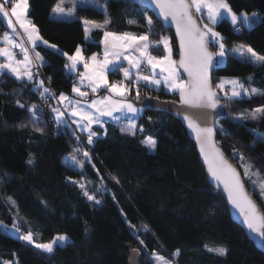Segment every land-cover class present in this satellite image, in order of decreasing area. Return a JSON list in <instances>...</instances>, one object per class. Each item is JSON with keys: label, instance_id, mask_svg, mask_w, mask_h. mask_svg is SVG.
<instances>
[{"label": "trees", "instance_id": "16d2710c", "mask_svg": "<svg viewBox=\"0 0 264 264\" xmlns=\"http://www.w3.org/2000/svg\"><path fill=\"white\" fill-rule=\"evenodd\" d=\"M103 1L111 19L110 30L146 32V14L153 20V40L168 34L175 43L172 32L148 10L143 8L141 13L142 7L132 0ZM57 2L29 0V18L49 44L58 46V50L45 44L36 47L45 59L43 70L52 78L53 89L56 94L71 93L77 81L68 78L64 67L67 58L62 53L71 55L77 46H83L87 55L99 52L101 32H95L94 42H88L83 21L103 22L106 14L93 6H78L75 18L55 19L51 13ZM227 2L236 13L257 17L253 28L241 21L240 31L228 18L214 26L223 36L227 50L223 63L215 67L214 84L222 76L244 79L251 76L252 87L264 90V67L248 63L232 51L240 44L253 45V31L262 34L264 42V16L250 0ZM129 19L138 23L129 24ZM211 47L215 51L216 47ZM152 50L163 54L161 47ZM174 54L177 57L176 44ZM111 77L115 79L113 74ZM138 87L139 100L149 96L179 99L178 94L164 89H152L145 84ZM22 88L25 86L10 74L0 77V221L9 226L7 232L0 228V259L11 260L15 253L20 264H129L130 250L139 248L143 253L141 264H154L149 255L152 252L173 259L175 264H264V253L232 220L223 195L209 183L180 117L147 106L135 135L121 131L125 125L107 122L106 129L96 128L99 136L93 137V143L88 145L87 134L77 132L92 157L90 163L85 161L80 168L65 162L73 148L79 147V140L69 128L57 127L44 103L43 122L33 124L30 113L18 107L15 100L20 99L26 105L41 100L30 91L31 85L20 93L18 90ZM128 99H136L134 90ZM235 105L238 111L250 112L264 106V96H244L235 100ZM229 113L232 112L222 108L221 116L229 119L223 126L227 134L217 131L218 144L242 173L241 161L233 156V149L243 153L245 162L252 163L264 178V143L257 141L258 135H264V119L240 122ZM21 124L26 126L20 127ZM140 125L143 132L138 130ZM37 127L44 132L36 131ZM147 137L155 139L154 151L143 143ZM68 177L84 182L87 191L94 193L101 203L88 200L84 190ZM245 182L261 204L258 189L254 191L246 178ZM8 196L16 201L18 217L23 218L22 231L31 228L37 242H47L65 233L71 242L57 246L49 254L17 239V234L11 231L17 212L9 211L4 202ZM261 205L264 209V204ZM144 226L150 230L144 231ZM137 235L146 248L139 244ZM217 247H227L228 255L218 257L207 251ZM177 249L180 254L173 258Z\"/></svg>", "mask_w": 264, "mask_h": 264}, {"label": "snow or ice", "instance_id": "6c2138e0", "mask_svg": "<svg viewBox=\"0 0 264 264\" xmlns=\"http://www.w3.org/2000/svg\"><path fill=\"white\" fill-rule=\"evenodd\" d=\"M72 2L75 6L76 0H72ZM83 2L85 6H88L89 0H83ZM64 3L65 0H58L52 12L59 16L72 15L71 11H66ZM141 3L150 8L158 9L164 21H171L175 24L176 36L179 38L180 59L178 61L172 57L173 49L170 37L161 36L159 40L155 41L150 39L153 31L151 16L144 15L148 27L146 32L137 34L108 31L111 19L107 17V4H104L99 5L106 14L103 22L83 21L85 39L89 42H94L91 41L90 36L93 29L103 31V40L100 42L104 48L102 59L98 58V53L85 56L82 46H77L71 55L67 52H63L62 55L68 61L64 67L70 74H75L78 77L79 85L83 86L87 81L86 86L93 94L100 89H106L110 95L85 103L83 98H86L89 93L82 91L81 87L74 83L72 92L77 94L80 99H74L63 92L56 96L55 92L45 85V80L40 78L39 75V69L45 63L44 58L39 52H34V55L30 56L29 48L24 45L23 40L21 39L18 42L17 38L7 31L0 36V42L5 45L0 47V58H3L0 60V77L10 74L16 81L21 82L25 88L18 90L20 93L28 85H31L30 91L37 93L44 103H47L49 99L54 100L55 106L48 105V107L57 127L69 128L77 140L80 139L77 132H86V143L88 145H91L93 137L97 136L92 126L103 124L101 117L109 116L115 121H121V115L115 113L132 114L131 117L127 118L121 131H127L135 135L137 131L136 118L143 109L128 101L127 97L134 90L136 99L139 100L140 89L138 85L141 81L144 82L145 86L159 87L163 84L168 90L177 91L180 104L184 107L176 114L183 116V119L188 123V127L195 133L196 140L200 144V152L208 166V172L212 180L216 182L217 187L220 186L221 182L223 183V189L228 194V200L243 216L244 223L255 237L258 246L264 248V209L252 199V195L245 187V178H247L253 190L258 189L256 194L260 197L261 204H264V178H261L259 170L254 169L252 163L245 162L243 153L233 149V156L241 161V167L243 168V176H241L240 172L224 157L215 140L217 131L227 134L226 130L222 126L217 127L213 124V115L221 114L217 112V109L225 107L221 100L231 101L244 96L249 98L264 96V90L248 87L246 82H242L239 78L228 79L227 81L221 79L220 83L215 85L216 89L222 90L225 82L231 86L230 93L225 91L221 96L214 90L211 77V70L218 64L223 63V58L227 55L223 42L224 38L220 32L215 31L214 26L225 18H230L233 25H237L242 18L248 27H252L256 21L250 18L246 12L237 14L227 0H141ZM28 8L29 0H0V18H3L5 25L13 33H16V36H19V33L16 32L18 24L33 50L37 47L38 41L58 50L57 45L49 44V41L43 39L38 27L27 17ZM193 9L195 13H203L206 10L208 23L200 24L193 14ZM139 11L143 13V8ZM254 16L255 14H253ZM128 23L137 24L138 20L129 19ZM210 44L217 47L218 50L216 52L210 51ZM161 46L166 54L161 56L152 55L150 49ZM17 48L23 54L22 59H17V54L13 51ZM232 51L246 62L264 67V54L257 53L251 46L241 44L233 48ZM124 61H127V67L123 66ZM142 66L148 69V75L143 74ZM80 67H83L84 72L78 71ZM110 72L121 73L124 79L110 83L108 80V73ZM182 73L187 74V80L182 78ZM252 79L249 76L246 81L251 82ZM125 81H128V83H125ZM111 94H115L119 99H113ZM15 104L30 113L33 124L43 122V108L41 105L36 103L26 105L20 99H16ZM260 119H264V106L250 113L242 112L234 118V120L240 122ZM149 120H151V117H149ZM25 126V124L20 125V127ZM35 130L40 133L44 132V129L40 127L35 128ZM138 130L143 132V125H140ZM105 134H107L106 131ZM257 141L264 143V135H258ZM143 143L150 150L156 149V141L151 137L145 138ZM91 158V153L80 147L73 148V152L70 154L73 164L80 168H83L85 161L90 163ZM32 162L33 160L30 158L28 163L31 164ZM97 171L99 170L97 169ZM67 179L74 184H78L84 190V195L88 200L93 201L95 204L101 203V200L94 193L90 194L87 191L84 182L72 180L71 177ZM4 202L9 206V211L16 209L17 218L14 219L11 225V231L17 234V239L49 254L54 253L57 246H67L71 242L66 233L57 234L47 242H37L31 228L22 231L23 218L18 217L19 209L16 201L8 196ZM128 223L130 227L136 230L135 225H131V222ZM0 228H3L6 232L9 231V226L4 224L3 221H0ZM149 230L147 226H144V231ZM137 239L141 246L147 247L144 241L139 238V235H137ZM131 251L133 255L130 257V264H136L135 257L139 255V249L133 248ZM207 251L218 257H226L229 253L227 247L207 248ZM179 254L180 250L177 249L172 256L175 258ZM149 255L154 264H172V261L157 252H152ZM0 264H20V262L13 253V259H0Z\"/></svg>", "mask_w": 264, "mask_h": 264}, {"label": "water", "instance_id": "95a60500", "mask_svg": "<svg viewBox=\"0 0 264 264\" xmlns=\"http://www.w3.org/2000/svg\"><path fill=\"white\" fill-rule=\"evenodd\" d=\"M250 1L254 4V6L257 9V11L264 16V0H250ZM134 2L136 4H138L139 6H141L142 8H144V9L148 10L149 12H151L165 29H169L172 32L174 40H175V44H176V47H177V57H176L175 60L178 61L180 59V55H179V38L176 36L175 24L172 23L171 21H164L163 17L159 14L158 9L150 8L148 6H145L144 4L141 3V0H134ZM193 14L198 19V22L200 24H204L202 19H201V17H200V14L199 13H195L194 9H193ZM209 50L212 51V52H215L213 50V48L211 47V45H209ZM215 67L211 70V77H212V83H213V86H214V90L217 91L216 88H215L214 80H213ZM181 75H182V77L185 80H187L188 77H187L186 73H182ZM178 96H179V93H178ZM133 103L136 106L142 107V108H145V107L149 106V107H152L154 109H161V110L167 111V112H169V113H171V114H173V115H175L177 117H180L183 120V123H184V126L186 128L187 134H188L189 138L193 141V143L195 145V148H196V150L198 152L199 160H200L201 164L205 168V172H206L207 179H208L209 183L223 195V197H224V199L226 201V204L228 206V209H229V212H230L232 220L235 223H237L244 230V232L246 233L248 238L256 245V247L260 251H262L264 253V248H261V247L258 246L255 237L253 236V234L250 232V230L247 228L246 224L244 223L243 216L241 215L239 210L237 208H235L232 205V203L228 200V194L223 189V183L221 182L220 186L217 187L216 182L212 180V178H211V176H210V174L208 172V166H207L206 162L204 161V158H203V156H202V154L200 152V144L196 140L195 133L188 127V123H187V121H185L183 119V116L176 114L177 111L182 110L183 107H184L183 105L180 104V97H179L178 100H176V99H160V98H157V97H146L143 100L134 99ZM221 110L222 109H217V112L221 113ZM219 116L220 115H215V114L213 115V124H214V126H216L217 119H218ZM215 140L217 141V146L223 152L224 157L228 160V162L233 167H235L240 172L241 176H243V173L240 170V168L234 163V161L230 158V156H228L225 153V151L222 149V147L218 144V135H217V133H216V136H215ZM245 187H246L247 191L252 195V199L255 200L257 202V204L263 209L262 205L255 198L254 194L250 191V189H249L248 185L246 184V182H245ZM136 249H139V248H136ZM131 250H130V255H129V264H130V257L133 255ZM142 259H143V253L139 249V255L135 257L136 264H141Z\"/></svg>", "mask_w": 264, "mask_h": 264}, {"label": "crops", "instance_id": "0c3cea01", "mask_svg": "<svg viewBox=\"0 0 264 264\" xmlns=\"http://www.w3.org/2000/svg\"><path fill=\"white\" fill-rule=\"evenodd\" d=\"M77 8V7H76ZM76 8H74L73 6L72 7H70L69 8V10H67L66 9V11H71L73 14L72 15H64V16H59V15H56V14H54L53 12L51 13V16L53 17V18H55V19H73V18H75L76 17ZM29 9H30V5H29V8H28V12H27V17L29 18ZM200 14V16L201 17H203L202 19L205 21V23H208V21H207V18H206V10L203 12V13H199ZM238 14V13H237ZM15 18L13 17V20H14ZM30 19V18H29ZM229 20H230V18H228ZM88 21H90V20H88ZM231 21V20H230ZM241 21H243V19L241 18ZM241 21H239L238 22V24L241 22ZM0 25L2 26V29H1V32H0V36H2L3 35V33L4 32H9L10 34H12L15 38H17V40H18V42H20V40L22 39L23 40V43H24V45L26 46V47H28L29 48V54H30V56H32V55H34V52H37L36 51V48L33 50L32 49V47H31V45L29 44V42H28V40H27V37H26V35L23 33V30L22 29H20L19 28V25L17 24V26H16V32L17 33H19V36H16V33H13L12 32V30L10 29V28H8L6 25H5V23H4V20H3V18H0ZM85 26V25H84ZM108 31H112V32H117V31H113V30H110L109 28L107 29ZM97 31H100L101 32V39H100V42L103 40V31L102 30H98V29H93V31L90 33V36H91V41H94V38H95V32H97ZM126 32H129V31H126ZM40 33V32H39ZM117 33H122V32H117ZM134 33V32H133ZM138 34V33H137ZM40 35H41V33H40ZM42 36V35H41ZM161 36H168L167 34H161V35H159L158 37H157V39L156 40H159L160 38H161ZM169 37V36H168ZM44 39V38H43ZM150 39L151 40H153V38L150 36ZM45 40V39H44ZM88 41V40H87ZM153 41H155V40H153ZM89 42V41H88ZM170 43H171V46H172V49H173V45H174V43H173V41L170 39ZM39 44H43L42 42H40V41H38L37 42V45H39ZM5 45H4V43H3V46L2 47H4ZM83 47V46H82ZM84 49V48H83ZM161 49H162V51H163V54L162 55H165L166 54V52H165V50L163 49V47L161 46ZM103 50H104V48H103V44L101 43V50L99 51V52H95V53H98L99 54V56H98V58H101L102 59V57H103ZM13 51L17 54V59H22L23 58V54L22 53H20V50L17 48V49H13ZM150 51H151V53H152V55H154V56H161L160 54H158L156 51H153L152 50V48L150 49ZM84 54H85V56H91V54L90 55H87L86 53H85V51H84ZM43 57V56H42ZM172 57H173V59L175 60V57H174V53L172 52ZM44 58V57H43ZM3 58H1V60H2ZM44 62H45V59H44ZM67 63H68V61H67ZM123 64L124 65H126V66H128L127 65V61H124L123 62ZM78 71L79 72H84V69H83V67H80L79 69H78ZM158 71V70H157ZM67 72H68V70H67ZM69 73V72H68ZM111 72L110 73H108V80H109V82L110 83H112V82H116L115 80H116V78L118 79V81H121V80H123L124 78H123V75L121 74L120 76H117L116 74H114V80L112 79V77H111ZM144 75H148L149 74V71H148V73H143ZM40 75V78H42V79H44L42 76H41V74H39ZM69 75H71L70 73H69ZM157 78H159V77H157ZM183 78V77H182ZM184 79V78H183ZM125 83H128V81H125ZM140 83H144L143 81H141ZM45 85H46V83H45ZM87 85V81H85V85H83V86H81V85H79V83H78V81H77V86H80L81 87V90L82 91H86V92H88L89 93V95L86 97V98H83L84 99V102L85 103H90L91 102V100H93V99H100V98H102V97H104V96H106V95H110V93L106 90V89H100L97 93H95V94H93L91 91H90V89L86 86ZM47 86V85H46ZM148 87H150V88H152V89H156V90H160V89H164L167 93H171V92H176V91H170V90H168L163 84H161L159 87H156V86H151V85H149ZM102 91H104V92H102ZM63 93H65L66 95H68V96H70V97H73L74 99H80V97H78L77 96V94H75V93H73V92H71V93H68V92H63ZM59 94L60 93H58L57 94V96H59ZM112 96H113V99H119V97H117L115 94H111ZM130 95V93L128 94V96ZM127 99H128V97H127ZM130 99H128V101H129ZM52 106H55V101H54V103L52 104ZM77 119H79L78 117H77ZM122 121H124L125 122V124H126V121H127V119H123V117H121V121L120 122H122ZM108 122H112V123H120V122H118V121H115V120H111V121H108ZM124 124V125H125ZM106 126H107V122H106V125L104 124H102V125H100V124H94L93 126H92V128H93V130L96 132V128H102V129H106ZM73 127H75V126H73ZM61 128L62 129H67L66 127H63V126H61ZM99 132V131H98ZM86 133V132H85ZM97 133V132H96ZM87 134V133H86ZM97 136H99V134L97 133ZM96 137V136H95Z\"/></svg>", "mask_w": 264, "mask_h": 264}, {"label": "rangeland", "instance_id": "374dc122", "mask_svg": "<svg viewBox=\"0 0 264 264\" xmlns=\"http://www.w3.org/2000/svg\"><path fill=\"white\" fill-rule=\"evenodd\" d=\"M104 4H107L106 3V1H103V0H89V3H88V6H93V5H95V6H93V7H96V8H98V9H100V10H102L100 7H99V5H104ZM113 4H116L115 2L113 3ZM74 7V8H76V7H78V6H85V4H84V2H83V0H76V2H75V6L73 5V2H72V0H65V3H64V7H65V9H67V10H69V8L70 7ZM242 13H245V12H242ZM248 15H249V17L250 18H255V17H257V15L255 14V16L253 17V14H249L248 13ZM246 24V23H245ZM247 25V24H246ZM211 26V25H210ZM248 26V25H247ZM253 26L254 25H252V27H249V28H253ZM252 34H253V37H254V44L253 45H248V46H251L257 53H260V54H264V42H263V35L262 34H260V33H257V32H255V31H253L252 32ZM168 35V34H167ZM169 37H170V35H168ZM151 37H152V35H151ZM171 38V37H170ZM172 40V39H171ZM175 44V43H174ZM241 45V44H240ZM243 45H246V44H243ZM237 46H239V45H237ZM236 46V47H237ZM226 48V47H225ZM235 48V47H234ZM218 49H217V47H216V49H215V52L217 51ZM173 53H174V45H173ZM235 53V52H234ZM235 55H237L238 57H240L237 53H235ZM174 57H175V59H176V56H175V54H174ZM240 58H242V57H240ZM225 59V57L223 58V60ZM148 73V72H147ZM249 77V76H248ZM234 78H239L242 82H246V86H248V87H252V85H251V82H247L246 81V79H244V78H240V77H233V76H222L220 79H217V81H216V84H218V83H220V80L221 79H224L225 81H227L228 79H234ZM141 84H144V83H140L139 85H141ZM150 88V87H149ZM230 89H231V86L227 83V82H225V84H224V87H223V89L221 90V89H216L218 92H219V94L222 96L223 95V92H225V91H227V92H229L230 93ZM172 94H178V92L176 91V92H171ZM235 100H237V99H235ZM235 100H231V101H228V100H221V103L222 104H224L225 105V109H227L228 111H230V112H232L231 113V115L230 116H232V118H235V117H237V116H239V114L240 113H242V112H244V113H250V112H252V111H238L237 110V108H236V105H235ZM131 103H133V100H129ZM54 103V100H53V102H52V104ZM134 104V103H133ZM138 107V106H137ZM138 108H141V109H143L142 107H138ZM116 115H121V117H123V119H127L128 117H131L132 116V114L131 113H127V114H120V113H115ZM143 114V111L138 115V117L136 118V122H137V127H138V123H139V119H140V117H141V115ZM101 119H102V121H103V125L105 124L106 125V122H108V121H111V120H113L111 117H109V116H103V117H101ZM228 119H229V117H226V116H224V117H222L221 116V114H220V116L218 117V119H217V124H216V126L217 127H220V126H224L225 124H227V122H228ZM124 122V121H123ZM244 122V121H243ZM115 124H119V123H115ZM124 124H125V122H124ZM96 132L98 133V130L96 129ZM79 147L80 148H82V149H86V143H85V140L84 139H82L81 137H80V139H79ZM151 151H154V150H151ZM65 162L66 163H68V164H71V165H74L73 164V162L71 161V159H70V156H67V157H65ZM255 178V177H254ZM247 179V178H246ZM100 185V184H99ZM101 185H103L102 183H101ZM100 185V186H101ZM101 188H104V185L103 186H101ZM165 257V256H164ZM166 259H168V260H170V261H172V264H175V262H174V260L173 259H171V258H167V257H165Z\"/></svg>", "mask_w": 264, "mask_h": 264}, {"label": "built area", "instance_id": "2783aa9c", "mask_svg": "<svg viewBox=\"0 0 264 264\" xmlns=\"http://www.w3.org/2000/svg\"><path fill=\"white\" fill-rule=\"evenodd\" d=\"M1 29H2V26L0 25V32H1ZM235 29L238 30V31H240V30L243 29V27H242V25L237 24V25H235ZM2 46H3V43L0 42V47H2ZM0 60H1V58H0ZM123 66L127 67L124 64H123ZM142 72L143 73H147L148 72V69L142 66ZM39 74H41V76L44 78L47 87H49L50 89H52L53 92H55V90L53 89L52 84H51L52 78L49 75L45 74V72L43 70V67H41L39 69ZM112 74L113 75L116 74L117 76H120L121 75V73H112ZM49 78H51L50 81H49ZM68 78L69 79H73L75 81H78V77L75 74L68 75ZM115 81H118V79L116 78ZM55 94H56V92H55ZM56 96H57V94H56ZM52 102H53V100L52 99H49L47 101V103H44L43 101H41L38 104L41 105L42 103H44V104H46L48 106V105H52ZM119 125H124V122L123 121L120 122Z\"/></svg>", "mask_w": 264, "mask_h": 264}, {"label": "flooded vegetation", "instance_id": "af4514ba", "mask_svg": "<svg viewBox=\"0 0 264 264\" xmlns=\"http://www.w3.org/2000/svg\"><path fill=\"white\" fill-rule=\"evenodd\" d=\"M150 97V96H149Z\"/></svg>", "mask_w": 264, "mask_h": 264}]
</instances>
